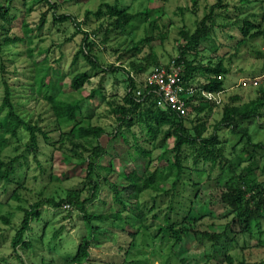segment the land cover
<instances>
[{"label": "trees", "instance_id": "16d2710c", "mask_svg": "<svg viewBox=\"0 0 264 264\" xmlns=\"http://www.w3.org/2000/svg\"><path fill=\"white\" fill-rule=\"evenodd\" d=\"M18 1L25 5V0H8L6 4H0V21L3 23L1 29H3L4 37L0 42V53L5 52L4 49H6V52L11 55L17 53L19 56H26V66H24L22 75L28 77L26 84L31 91L30 97L37 99L40 96L45 101L54 116V129L59 132V137L62 139L60 142L66 140L70 144V155L62 154L68 155V159L86 163L84 177L86 195L83 199H80V193L76 191L67 193L65 199L59 201L54 198H45L28 209L19 208L23 215L18 227L16 226L14 229L10 247L20 260L18 248L31 245L25 241V235L29 230L33 214L37 215L35 212L37 208L46 203L52 207L70 204L80 214H83L87 234L81 238L73 257L66 261L69 264H83L89 260L91 249L89 243L94 239V231L98 229L93 221L106 223L121 220L124 227L127 226L129 230L127 235L133 242L137 233L152 227V225H145L151 212H153L150 216L151 222L158 221L159 230L164 235L172 234L176 239L175 244L192 232L196 241L206 249H204V256L209 261L214 247L228 249L232 241L237 240L236 238L229 239L225 229L220 232H200L184 225V223L197 225L199 221L212 214L214 203L204 201V197L201 198L204 193L201 187L205 180L211 179L223 190L219 195H212L214 200L226 209L223 217L233 215L230 222L226 224L229 231L236 224L239 225L242 234L251 231L253 223L257 224L256 220L264 214V184L256 178L254 171L256 168H261L259 176H264V159L262 155L258 157V151L262 150L264 145L261 142L255 143L254 135L251 132L256 130V126H260L257 122L263 120L264 90L257 89L255 97L246 103H239L241 98L236 95L231 96L228 103H223L224 78L230 69L223 64L222 57H216L215 64H212L213 59H210L205 65L201 61H197L196 56L192 60L188 57L192 50H196L200 42L214 37L217 30L225 34L226 38L236 40L232 47L235 52L253 40L264 39L263 5L256 0H237L233 3L232 11H230L228 0H215L206 9L203 17L197 21L193 32L183 29L179 31V35L186 44L178 47V57L172 59L171 62L174 61L181 67L182 86L192 90L185 102L186 109H189V113L193 114V118L189 116L187 118L170 109L158 107L153 93L147 94L145 91L143 95L136 96V84L129 77V71H125V66L106 64L99 58V53H102L100 48H107L113 36L121 34L135 18L147 16L148 9L131 13L119 3V0L103 1L96 9L85 10L82 22L87 25V28H84L81 21L77 20L74 15L57 13L58 3L44 0L53 10V24L72 22L75 29L72 36H80L81 42L73 55V65H77L81 56L93 69L101 68L104 73L121 70L126 74L125 94L122 97L118 98L114 94L106 96L102 86L92 88L88 94L77 97L76 93L82 91L84 84L90 80L86 71L71 75L70 88L72 92L66 94L63 93V75L56 71L60 68V61L56 59L49 62L47 54L41 60L35 59V45H32L33 34L34 31L37 32L44 28L45 14L40 16L35 28H29L27 22L23 21L20 34H11L10 27L4 28L5 25L11 24L18 18L17 14L23 15L21 9L15 4ZM192 1L196 5L197 0ZM18 11L20 12L18 13ZM93 22L96 23L95 27L91 26ZM154 23H149L150 28H155ZM235 30L238 32V36L234 33ZM100 31L101 34H99ZM148 33H150L149 30ZM100 35L101 38L98 42L97 38ZM149 38V36H145L138 41L131 40L130 47L123 49L116 60L124 62L128 60V56L136 55L150 41ZM20 45L25 47L22 51L17 49ZM48 51L49 48H40L38 52L43 54ZM148 59L147 62L153 61V64L159 65L154 55L152 60L149 57ZM146 69V65L137 64L134 65L133 72L139 75ZM261 71L264 72V63ZM196 73H200L204 77L197 83H195ZM3 85L4 94L0 104V112L4 111V116L0 118V182L6 184L11 181L21 160L20 155L4 156L3 152L8 136L17 137L20 131L26 132L29 137L28 145L31 144L34 150H36L40 135L45 140H48L49 137L45 127L39 125V121H29L27 115L17 109L12 99L11 86L6 80ZM206 92L220 93V103L217 104L206 99L203 96V93ZM98 98L106 102L108 113L114 116L113 137L120 135L126 141L124 132L130 131L135 124L142 127L141 130L145 133L143 140L150 148L139 145L138 138L134 136L133 143L140 154L150 157L153 150L162 149L172 141L171 146L167 147L166 145V149L157 157L159 161H166L163 167L155 166L151 170L147 166L141 175L136 171L122 174L124 180L127 181H125L126 187L128 186L132 190L129 195L136 198L132 212H129L131 210L128 208L127 201L121 197L122 188L114 184H110L114 199L122 209L108 214L88 213L86 210L87 203L94 201L100 190V183L94 178L99 170L95 161L104 156L105 151L99 144L88 147L85 142L87 139L99 140L101 136L109 133L102 126L90 123L83 116L82 103L88 100H98ZM222 103L221 118L214 123L211 133L208 134L207 121L210 118V113ZM201 115L203 116L201 117ZM249 126H252V130ZM222 130L239 137V140L234 144L226 145L227 142L220 139ZM82 149L89 151V154L85 155ZM227 152L231 158L226 156ZM189 158L192 159L191 165L187 164ZM150 162L152 159H149ZM224 170H228L231 174L227 180L223 177ZM105 180L107 181L106 178ZM143 194H148L151 198L150 208L140 201ZM157 199L162 202L166 201L163 208L159 205L156 207ZM180 213L182 215L179 219ZM0 218L4 222H8L7 218ZM226 260L227 264H233L231 256H227ZM20 262L25 264L22 260ZM134 263L131 262V264Z\"/></svg>", "mask_w": 264, "mask_h": 264}, {"label": "rangeland", "instance_id": "374dc122", "mask_svg": "<svg viewBox=\"0 0 264 264\" xmlns=\"http://www.w3.org/2000/svg\"><path fill=\"white\" fill-rule=\"evenodd\" d=\"M52 1L59 4L57 13L74 15L77 20L81 21L82 27L87 28V25L82 22L85 10L96 9L99 3L103 1L114 2L115 0ZM214 1L197 0L196 5H194L192 0H119V3L131 13L146 9L149 10V13L147 16L135 18L121 34L113 36L107 48L101 47L100 60L106 64H114V66L124 65L125 71H129V76L133 74L141 81L148 71L157 67H166L172 59L178 57V47L186 44L179 35V31L183 29L193 32L197 21L203 17L206 9ZM228 1V8L232 11V5L237 0ZM256 1L264 6V0ZM7 2L8 0H0V4ZM15 4L21 9L23 15L17 14L19 15L17 19L11 24L5 25V29L10 27L11 34H20L23 21L27 22L29 28L37 27L40 16L45 14L46 24L44 28L37 32L34 31L33 34L34 56L35 59L41 60L47 54L49 62L56 59L60 61V68H56V71L63 75V93L72 92L70 88L71 75L86 71L90 80L84 84L82 91L76 93L77 97L88 94L92 88L98 86L103 87V91L108 97L114 94L119 98L125 94L126 74L123 71L104 73L101 68H91L90 64L81 56L77 65L72 64L73 55L81 42L79 35L72 36L75 31L72 22L53 24V10L44 0H25V5L19 1ZM150 22H155L154 29L150 28ZM2 24L0 21V42L4 39ZM91 26L95 27L96 23H91ZM101 33L100 31L99 34ZM234 33L238 36L236 30ZM145 36H149L150 41L136 55L128 56V60L124 62L116 60L123 49L130 47L131 40L138 41ZM100 38L101 35L97 38L98 42ZM235 42L236 40L226 38L225 34L217 30L214 37L200 42L188 58L192 60L196 56V60L205 65L210 59H213L212 64H215L217 62L216 57H222L223 64L230 69L224 78L225 90L222 102H229L230 97L236 95L241 98L239 103L242 104L253 99L257 89L264 90V72L261 71L264 63V39L253 40L237 52L232 49ZM24 48L23 45L17 47L19 51ZM40 48H49V51L40 54L38 52ZM4 51L0 53V104L4 94L3 82L6 80L11 86L12 99L17 109L25 113L29 121H39V125L47 130L49 139L45 140L40 135L36 150H34L31 144L28 145L29 137L26 132L20 131L17 137L8 136L3 152L4 156L20 155L21 160L11 181L6 184L0 182V217L8 219V222H4L0 218V264H21V260L25 264H69L66 261L73 257L81 238L87 234L83 214H80L70 204H67L69 205L67 209L63 207L66 204L52 207L46 203L37 208L35 211L37 215L33 214L29 230L25 235V241L31 245L18 248V255H20L21 260L10 247L14 229L16 226L18 227L23 215L19 208L28 209L45 198H54L59 201L65 199L67 193L76 191L80 193V199H83L86 195L84 184L86 163L68 159L71 146L66 140L60 142L62 139L59 137V132L54 129V116L48 105L40 96L37 99L30 97L31 91L26 84L28 77L22 75L24 66H26V56H19L17 53L11 55L6 52V49ZM153 55L159 63L157 66L153 64V61L147 62L148 57L152 60ZM137 64H144L147 69L136 75L133 68ZM255 77H260L256 85L252 83V80L256 79ZM195 78V83H197L202 81L204 77L202 74L196 73ZM102 100L98 98V100H88L82 103L83 116L90 123L102 126L109 133L101 136L99 140L87 139L85 142L88 147L99 144L105 151V155L95 161L99 170L94 178L100 183V190L96 199L87 203L86 210L88 213L108 214L122 209L121 205L114 199L113 189L110 185L114 184L122 188L121 197L127 201L128 208L131 210L129 212H132L136 198L129 195L132 190L128 186L126 187V180L122 174L136 171L141 175L147 166L151 170L155 166L163 167L166 161H159L157 157L166 149V145L167 147L168 145L171 146L172 141L168 142L162 149L153 150L150 157L140 154L133 143L134 136L138 138L139 145L150 148L143 140L145 133L141 130L142 127L135 124L130 131L124 132L126 141L120 135L113 137L114 116L108 113L107 104ZM223 103L215 107L210 113V118L207 121L208 134L211 133L214 123L221 118ZM3 112H0V118L4 116ZM183 116L193 118L189 109L185 110ZM257 123L260 126H256L255 131H251L254 135V142H261L264 145V110L263 120ZM251 127L249 126L250 129ZM220 139L229 145L238 141L239 137L222 130ZM82 150L85 155L89 154V151ZM261 155L264 159V148L258 151V157ZM226 156H229L228 152ZM229 158L231 157L229 156ZM149 159H152V162L149 163ZM191 163L192 159L189 158L187 164L191 165ZM260 169L256 168L254 171L256 178L264 184V176H259L261 174ZM230 176L228 170H224L223 177L227 180ZM215 183L213 179L205 180L201 187L204 190L201 198L204 197V201L214 203L212 214L199 221L197 225L184 223L186 227L200 232H220L225 229L229 239H237L232 241L228 249L214 247L209 261L204 256V246L196 241L192 232L175 244L176 239L172 234L164 235L159 230L158 221L151 222L150 216L153 214L151 212L145 225H152V227L137 233L133 242L131 237L127 235V231H129L127 226L124 227L121 220L106 223L93 221L98 229L94 231V239L89 243L91 246L89 260L83 264H131V262H135L134 264H227V256H231L233 264H264V214L256 220L257 224L253 223L251 231L247 234L240 233L237 224L233 225L229 231L226 224L230 222L233 215L223 217L226 209L221 207L212 197L215 194L219 195L223 190ZM140 201L147 208L152 205L148 194H143ZM164 202L166 203L165 200L162 202V200L157 199L156 207L159 205L163 208ZM181 215L180 213L179 219Z\"/></svg>", "mask_w": 264, "mask_h": 264}, {"label": "built area", "instance_id": "2783aa9c", "mask_svg": "<svg viewBox=\"0 0 264 264\" xmlns=\"http://www.w3.org/2000/svg\"><path fill=\"white\" fill-rule=\"evenodd\" d=\"M136 84V96H141L146 91L153 93L156 104L162 109H170L177 114L183 115L186 110V99L192 93L191 89H185L181 84V67L172 61L166 67H157L147 72L145 77L139 81L133 74L129 76ZM260 77L252 80L254 85ZM263 78V77H262ZM187 90V91H186ZM203 96L215 103H220V93H203ZM68 208L69 205H63Z\"/></svg>", "mask_w": 264, "mask_h": 264}, {"label": "clouds", "instance_id": "9594fccd", "mask_svg": "<svg viewBox=\"0 0 264 264\" xmlns=\"http://www.w3.org/2000/svg\"><path fill=\"white\" fill-rule=\"evenodd\" d=\"M255 78H257V77H255Z\"/></svg>", "mask_w": 264, "mask_h": 264}]
</instances>
